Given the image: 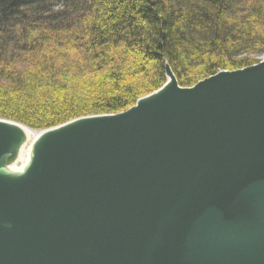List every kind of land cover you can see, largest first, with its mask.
I'll return each mask as SVG.
<instances>
[{
	"label": "water",
	"instance_id": "water-1",
	"mask_svg": "<svg viewBox=\"0 0 264 264\" xmlns=\"http://www.w3.org/2000/svg\"><path fill=\"white\" fill-rule=\"evenodd\" d=\"M165 74L170 99L52 145L50 192L6 201L0 264H264V62L188 88Z\"/></svg>",
	"mask_w": 264,
	"mask_h": 264
},
{
	"label": "trees",
	"instance_id": "trees-1",
	"mask_svg": "<svg viewBox=\"0 0 264 264\" xmlns=\"http://www.w3.org/2000/svg\"><path fill=\"white\" fill-rule=\"evenodd\" d=\"M264 56V0H0V118L46 129L124 112Z\"/></svg>",
	"mask_w": 264,
	"mask_h": 264
},
{
	"label": "bare ground",
	"instance_id": "bare-ground-1",
	"mask_svg": "<svg viewBox=\"0 0 264 264\" xmlns=\"http://www.w3.org/2000/svg\"><path fill=\"white\" fill-rule=\"evenodd\" d=\"M261 59L260 62H264V56ZM172 85V77L169 75L166 77L165 74L163 86L152 92V95L145 96L146 98L141 100L139 105L170 99ZM105 116L109 115L87 116L85 119H83L84 117L77 118L64 124L41 130L31 129L22 124L0 118V221L2 223L7 222L8 225H5L6 227L14 228V225L10 224L11 219L8 210H6V201L9 198L12 199L19 192L26 189L34 191L40 185H46V193L50 192L51 183L47 178H43V174L40 175V169L46 165L48 156L46 154L56 145L52 146L60 136L71 131L76 126L102 124L104 120L109 119ZM39 175L40 177H38ZM44 210L48 216L47 218L53 217L48 209ZM52 211L54 216L58 214V211ZM44 222L48 223L50 219Z\"/></svg>",
	"mask_w": 264,
	"mask_h": 264
},
{
	"label": "rangeland",
	"instance_id": "rangeland-1",
	"mask_svg": "<svg viewBox=\"0 0 264 264\" xmlns=\"http://www.w3.org/2000/svg\"><path fill=\"white\" fill-rule=\"evenodd\" d=\"M261 60H262V59H260L258 63H260ZM255 65H257V63H256V64H253V65H251V66H248V67H252V66H255ZM248 67H245V68H248ZM245 68H243V69H245ZM240 70H241V69H240ZM235 71H237V70H235ZM228 72H231V71H228ZM191 87H192V86H191ZM8 121H10V120H8ZM12 122H13V121H12Z\"/></svg>",
	"mask_w": 264,
	"mask_h": 264
}]
</instances>
